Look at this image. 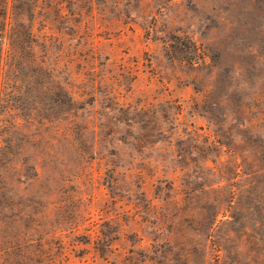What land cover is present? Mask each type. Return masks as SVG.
Instances as JSON below:
<instances>
[{
	"label": "rangeland",
	"instance_id": "374dc122",
	"mask_svg": "<svg viewBox=\"0 0 264 264\" xmlns=\"http://www.w3.org/2000/svg\"><path fill=\"white\" fill-rule=\"evenodd\" d=\"M0 264H264V0H0Z\"/></svg>",
	"mask_w": 264,
	"mask_h": 264
}]
</instances>
